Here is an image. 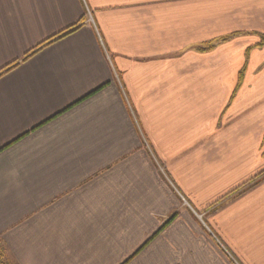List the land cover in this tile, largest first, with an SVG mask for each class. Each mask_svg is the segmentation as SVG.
Wrapping results in <instances>:
<instances>
[{"label": "crops", "instance_id": "crops-1", "mask_svg": "<svg viewBox=\"0 0 264 264\" xmlns=\"http://www.w3.org/2000/svg\"><path fill=\"white\" fill-rule=\"evenodd\" d=\"M263 38L264 0H0L11 263L264 264Z\"/></svg>", "mask_w": 264, "mask_h": 264}, {"label": "trees", "instance_id": "trees-1", "mask_svg": "<svg viewBox=\"0 0 264 264\" xmlns=\"http://www.w3.org/2000/svg\"><path fill=\"white\" fill-rule=\"evenodd\" d=\"M264 43V38L258 43V45H262ZM262 175V174H260ZM260 175L256 176V178H254V183L252 184H255L256 182V179L260 177ZM233 193V192H232ZM175 216H172L166 223H164V225L160 228L162 229L169 221H171ZM9 257H7V251H6V248L2 242V240L0 239V264H12L9 259Z\"/></svg>", "mask_w": 264, "mask_h": 264}, {"label": "rangeland", "instance_id": "rangeland-1", "mask_svg": "<svg viewBox=\"0 0 264 264\" xmlns=\"http://www.w3.org/2000/svg\"><path fill=\"white\" fill-rule=\"evenodd\" d=\"M263 139H264V138H263ZM263 145H264V140L262 141V146H263ZM263 154H264V149H263ZM262 156H263V155H262ZM258 179H259V178H257L256 181H257ZM262 180H264V172L262 173V175H260V179H259V181H262ZM256 181H255V182H256ZM252 183H254V181H252ZM247 185H249V184H246V186L244 185V186H242L241 188H244V190H245V189L248 188ZM206 236L209 237L210 242L207 241L208 238H206V239L204 238V240L207 241L208 245H209V246H210V247L216 252V254L220 257V254L218 253V248H219V247H217L215 239H214L213 237H211V235H210V233H209L208 231H206ZM219 250H220V248H219ZM222 252L225 253L223 250H222ZM224 256L228 257V256L225 255V254H224ZM7 257H9L8 253H7ZM8 259H9V258H8ZM9 261H10V259H9ZM10 262H11V261H10Z\"/></svg>", "mask_w": 264, "mask_h": 264}]
</instances>
